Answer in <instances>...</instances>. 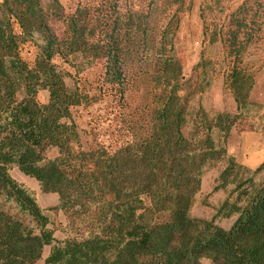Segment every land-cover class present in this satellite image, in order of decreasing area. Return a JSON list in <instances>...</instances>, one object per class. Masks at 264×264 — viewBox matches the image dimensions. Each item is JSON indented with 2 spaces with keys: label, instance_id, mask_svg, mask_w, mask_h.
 <instances>
[{
  "label": "trees",
  "instance_id": "trees-1",
  "mask_svg": "<svg viewBox=\"0 0 264 264\" xmlns=\"http://www.w3.org/2000/svg\"><path fill=\"white\" fill-rule=\"evenodd\" d=\"M193 1L150 0L144 12L102 0L71 14L58 0L46 9L41 0L0 1V264H37L46 247V264H264V162L252 170L228 151L233 128L264 112L251 98L258 69L246 61L264 40V4L244 0L205 26L208 42L221 46L224 84L237 106L235 114L211 116L191 107L195 93L184 91L173 55L181 14ZM161 8L169 12L157 22ZM51 15L64 24L63 39ZM28 43L38 50L33 66L21 56ZM58 57H81L88 67L104 59V83L122 97L131 64L152 63L149 102L133 130L139 134L112 152L82 149L73 109L88 100L67 84ZM210 65L203 57L194 68L206 87ZM41 91L49 94L45 103ZM53 149L59 154L49 158ZM220 162L226 166L213 192L232 190L212 220L194 218L202 178ZM14 166L42 193L58 195L52 210L91 219L89 236L58 240L34 193L12 177ZM232 217L228 230L215 222Z\"/></svg>",
  "mask_w": 264,
  "mask_h": 264
},
{
  "label": "rangeland",
  "instance_id": "rangeland-1",
  "mask_svg": "<svg viewBox=\"0 0 264 264\" xmlns=\"http://www.w3.org/2000/svg\"><path fill=\"white\" fill-rule=\"evenodd\" d=\"M46 9L52 0H41ZM64 7L67 14H71L78 6H98L102 0H58ZM244 0H194L190 9L181 14L179 31L174 39L173 55L182 65V82L184 91L195 93L190 101L193 109L203 107L211 116L218 113L237 112V106L232 92L225 87V79L222 71L223 54L221 46L211 45L205 36V26L215 25L225 19L236 10ZM264 4V0H261ZM150 0H120L123 9L132 8L137 11H148ZM169 11L163 8L155 15L157 22L164 21ZM52 31L60 38L65 37V28L62 20L55 16L48 18ZM37 48L34 44L28 43L21 49L22 58L31 66L37 55ZM211 62L206 76L210 84L206 87L204 77L194 71L195 66L202 58ZM246 61L258 69L256 83L251 98L254 102L264 105V40L254 45L248 52ZM54 63L63 71L70 74L66 82L69 86H78L84 97L88 100L86 105L73 109V118L78 126L81 138L82 149L88 151L99 146L109 151H114L130 142L139 132L133 130L139 127L135 122H142L146 104L149 102L148 91L152 89L150 75L156 72L152 63L144 65L131 64L130 80L126 86L124 96L117 93L104 83L105 60L96 61L88 67L81 57H72L65 61L60 57ZM204 83L205 90H199ZM182 94H185L183 92ZM48 92L41 91L39 101L45 103L48 100ZM140 119V120H139ZM254 125V128H252ZM253 146L257 151H264V112L261 111L254 118L244 119L238 126L234 127L228 142L229 154L234 156L238 163L246 162L251 154ZM58 151H49L48 157L55 158ZM236 155V156H235ZM260 158L264 157V152ZM226 163L220 162L208 168L202 178L201 191L198 193L194 206L191 209V216L203 220H212L218 208L229 196L232 186L227 190L213 192L220 173ZM251 169V168H249ZM257 169V168H256ZM255 170V169H252ZM11 175L26 188L30 189L44 213L50 219L49 228L53 230L54 236L64 241L66 239L81 240L89 236L93 229V223L89 218L75 219L62 211L52 210L58 204L57 194H44L40 190L39 183L22 172L17 167H12ZM24 175L26 178H23ZM21 179V180H18ZM16 213V211H12ZM23 218V216H20ZM164 218V216L162 217ZM29 221V219H26ZM236 217L229 219L217 218L216 224L222 228L230 229ZM46 247L43 258L37 264H46L45 259L50 252ZM201 264H213L211 259H202Z\"/></svg>",
  "mask_w": 264,
  "mask_h": 264
},
{
  "label": "crops",
  "instance_id": "crops-1",
  "mask_svg": "<svg viewBox=\"0 0 264 264\" xmlns=\"http://www.w3.org/2000/svg\"><path fill=\"white\" fill-rule=\"evenodd\" d=\"M247 148H251L252 152H251V154H249L247 156V158H246L247 161L246 162H240V164H242V165H244V166H246L248 168H251V169H256L264 162V157L260 158V156H259L264 151H257L258 148H255L253 146L249 147L248 144H247ZM22 176H23V178H26L24 175H22ZM18 180H21V179H18Z\"/></svg>",
  "mask_w": 264,
  "mask_h": 264
}]
</instances>
